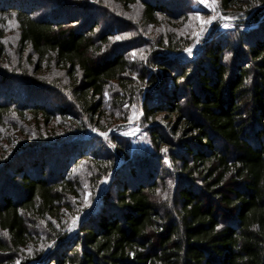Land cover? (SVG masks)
<instances>
[{"label":"trees","instance_id":"trees-1","mask_svg":"<svg viewBox=\"0 0 264 264\" xmlns=\"http://www.w3.org/2000/svg\"><path fill=\"white\" fill-rule=\"evenodd\" d=\"M191 1L0 2V264H264V0Z\"/></svg>","mask_w":264,"mask_h":264},{"label":"rangeland","instance_id":"rangeland-1","mask_svg":"<svg viewBox=\"0 0 264 264\" xmlns=\"http://www.w3.org/2000/svg\"><path fill=\"white\" fill-rule=\"evenodd\" d=\"M3 0H0V2ZM5 1V0H4ZM17 2V1H16ZM18 3V2H17ZM192 4V8L193 10L198 13H200V15L202 17H204L205 19L208 17H211L213 15H216L217 18L212 20L210 24L207 25H201L200 20L195 18L193 15H191L187 21V24L183 27V29L188 30L192 33H195L196 37H199L201 35L204 34V31H206V28L208 29V27L213 26L212 29L213 30H218V31H227L229 29H232L238 22V17L235 15H225L221 12L218 11V1H217V5L215 8V11L213 10V7H209L206 6L203 3H200V0H192L191 1ZM52 4H46L44 7L45 11H49L51 9ZM225 17H232L231 19H226ZM2 18H0V34H3V36L5 37V43L7 46V53L10 55L11 58L16 59V38H17V22L16 20L10 18V19H6L5 24H2ZM9 21H12L13 23H9ZM176 22H181L180 20ZM214 24V25H213ZM227 24L229 25L228 27H225L224 25ZM201 27H203L205 30L203 32L200 31ZM151 32V31H150ZM154 33H156L155 29L152 31V35H154ZM199 33V34H197ZM138 114H133L132 117H136ZM137 120V119H135ZM136 121L132 122H126V123H120L118 126V131L122 136H127L129 138H131V145L132 147H134L137 143H139L140 141H142V137H143V132L140 129V127L135 123ZM104 139H106L105 136ZM107 185V182H104L102 184V190H105ZM91 198V193L89 191V189L87 188V190L84 192V199L85 201H89V199ZM86 202V203H87ZM73 222L71 221V224L69 225V228L71 230L74 229V225L72 224Z\"/></svg>","mask_w":264,"mask_h":264},{"label":"snow or ice","instance_id":"snow-or-ice-1","mask_svg":"<svg viewBox=\"0 0 264 264\" xmlns=\"http://www.w3.org/2000/svg\"><path fill=\"white\" fill-rule=\"evenodd\" d=\"M200 3H203L205 4L206 6H209V7H213V10L215 11V8H216V5H217V0H200ZM195 18L199 19L200 20V23L201 25H207V24H210L212 20L216 19L217 16L216 15H213L211 17H208V18H204L200 15V13L196 12V13H193L192 14ZM226 19H231L232 17H225ZM9 23H13L12 21H9ZM225 27H228L229 25L225 24L224 25ZM205 29L203 27H201L200 31L203 32ZM199 34V33H197ZM121 37L117 36L115 37V39H120ZM185 51L189 52V54H191V48H188V49H185ZM94 131H97L96 129H94ZM100 135L101 136H105L107 137V132H100ZM162 151H167V149H162ZM73 223H75V218H73ZM218 228L219 227H222V225H218L217 226ZM18 264V262H17Z\"/></svg>","mask_w":264,"mask_h":264}]
</instances>
